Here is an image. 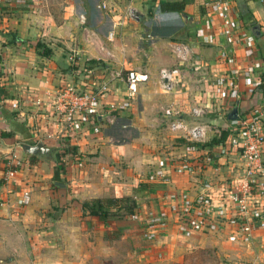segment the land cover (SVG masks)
Returning <instances> with one entry per match:
<instances>
[{
	"label": "crops",
	"instance_id": "0c3cea01",
	"mask_svg": "<svg viewBox=\"0 0 264 264\" xmlns=\"http://www.w3.org/2000/svg\"><path fill=\"white\" fill-rule=\"evenodd\" d=\"M182 1L183 12L161 13V3ZM232 7L239 29L223 37L208 22V0H0V100L8 103L10 113L4 119L0 116V131L12 134L0 137V155L9 153L15 165L22 154L27 162L19 170L15 165L16 175L8 181L0 170V264H125L122 257L131 253L146 264L173 263L180 260L174 255L176 246L188 248L202 238V233L179 230L172 217L171 198L181 202L199 193L217 197L224 182L241 175L238 154H221L212 141L223 133L224 141L235 134V120L229 118L234 108L241 116L263 105L244 78L239 80L237 93L224 95L215 83L224 70L246 71L252 79L264 75V9L259 1L243 0H233ZM255 25L260 27L259 36L251 32ZM38 43L51 50L49 57L36 50ZM221 54L227 55L225 62L219 59ZM74 65L90 66L89 89L90 83H102L116 72L123 77L129 71L143 72L149 80L133 98L127 97L125 79L115 80L104 102L119 110L88 119L79 128H64L63 122H55L56 133L42 127L43 139L17 142L36 114L38 119L49 118L51 101L58 102L60 90L86 85L78 80ZM162 70L169 71L171 78L161 80ZM53 90L56 94L50 95ZM197 106L205 107L200 118L191 115ZM169 111L178 112L188 126L204 127L205 137L196 147L182 132L173 133L166 127ZM7 121L10 128L18 129H5ZM19 122L26 123L27 129L15 126ZM29 133L35 134L32 129ZM165 136L174 151L157 154L169 150L163 146ZM60 137L65 144H59ZM38 142L58 149L69 146L71 154L49 165L19 149L22 144ZM59 160L79 164L75 169L67 163L62 166ZM121 161L127 168L118 166ZM197 164L203 165L202 172L186 171L187 166ZM62 167L66 180L60 177ZM52 178V188L40 191ZM143 184L152 190L141 191ZM25 192L30 201L21 211ZM110 197L133 198L137 203L133 215L116 221L113 217L105 221L89 218L88 228L80 222V201ZM67 199L75 202L60 215L54 214ZM39 212L50 217V228L44 219L37 222ZM161 214L168 216L166 230L156 235L145 232L129 244L127 237L133 229L147 230L152 217ZM260 219L253 240L245 243L259 252L252 255L253 264H264V212ZM40 229V235L31 236ZM236 231V225L228 221L220 232L202 235H214L233 249L243 243ZM50 233L55 237H48Z\"/></svg>",
	"mask_w": 264,
	"mask_h": 264
},
{
	"label": "built area",
	"instance_id": "2783aa9c",
	"mask_svg": "<svg viewBox=\"0 0 264 264\" xmlns=\"http://www.w3.org/2000/svg\"><path fill=\"white\" fill-rule=\"evenodd\" d=\"M208 22L213 24L218 34L228 37L239 29L238 14L235 13L230 0L208 1ZM227 55L221 54L220 60H225ZM122 72H116L102 83H93L89 91L79 89L59 91L58 102L54 100L52 106L63 122L64 128H79L91 118H100L120 108L115 104H106L104 98L111 94L113 86L111 82L123 80L125 82L128 98H133L141 84L149 80V76L143 72L129 71L123 77ZM171 73L166 70L160 72L161 80L171 78ZM215 83L222 94L227 92L237 93L238 83L241 78L247 80L249 90H257L260 85L259 77L252 79L246 71L224 70L216 77ZM166 88V87H165ZM205 114L204 106L191 109L194 118H200ZM169 115V114H167ZM168 118V128L173 133L182 132L183 138L189 143H200L205 137V129L200 125L188 126L186 122L175 112ZM235 134L228 140L217 145L221 154L236 152L242 168L239 177L224 182L216 193L217 197L197 194L193 199L174 201L172 211L177 220V226L182 233H215L220 232L228 224V221L237 227L236 236L243 243H250L260 223V217L264 212V104L255 111L241 115L235 120ZM239 165V166H240ZM12 160L6 163L3 176L6 181L16 174ZM202 164L189 165L186 171L192 173L201 172ZM175 200V199H174ZM28 193H23L20 199L21 207L29 204ZM180 204L178 207L177 205ZM3 202H0V207ZM168 216L159 215L147 223L149 235L161 234L166 230Z\"/></svg>",
	"mask_w": 264,
	"mask_h": 264
},
{
	"label": "rangeland",
	"instance_id": "374dc122",
	"mask_svg": "<svg viewBox=\"0 0 264 264\" xmlns=\"http://www.w3.org/2000/svg\"><path fill=\"white\" fill-rule=\"evenodd\" d=\"M180 22H181V20H180ZM71 63H72L71 66H73V64L75 63L74 59L72 60ZM86 63L92 64L90 62H86ZM93 66L96 67L98 65L97 64H92L91 67L93 68ZM88 68L90 69V66H86L85 67V65H84L83 67H78V66H75L74 65V70H76L79 73V76L78 77H80V78L78 80L79 81H82V83H85L86 84V85H81V87L79 89L80 91H89L90 90L88 88L89 87V84H87L89 82V79H87V77L89 76ZM97 80L99 81V79H97ZM90 86L93 87L92 83H90ZM54 92H55L54 90L52 92H50V95L56 94ZM1 101L2 100H0V116L4 119V118H6L5 117V113H7V116L10 113H9L8 109L6 108V105L8 103H4V102H1ZM53 103H54V100L51 101V105H53ZM9 106H11V105H9ZM44 107H45V105H44ZM174 113H175L174 111L173 112L172 111H169L166 114H169L170 116H172L171 118H173V114ZM2 114H4V115H2ZM91 119L92 120H95L96 118H91ZM161 120H162V118H161ZM8 122L9 121L4 122V128L5 129H7L9 127V125H8L9 123ZM47 122H52V124L49 125ZM55 122H59V118H57V114H56V111L54 109V106H52V110L49 113V118L46 117V118L38 119V114H36V116L34 117V119L32 121V125L30 127H28L29 129H27V127L25 125L26 123H21V122L16 123L15 126H17L18 124H21V127H19V128H21L22 131L25 128L27 129V131H26L25 134H22V135L19 136V139L17 140V142L23 143V141H25V139H29V138H32V137H33L34 140H36L37 138L38 139L39 138L40 139H43L44 138L43 136L45 135V132L40 133V129L42 127L46 128V129H51L50 132H52V134L56 133L54 131L55 130V124H54ZM162 122H164V119L162 120ZM167 123L168 122H166V127L168 128V124ZM187 125H189V124H187ZM30 128L32 129V131L35 132V134H32V133L30 134L29 133V130H31ZM9 129L12 131V130H15V129H18V128H13V127L10 128L9 127ZM166 138H167L166 136H165V138H163L164 139V141H163L164 142V145L163 146L165 148L167 146H169V147H167V148H169L168 152L165 151L164 153H162V151H164V150H160V151H156L157 154H163L164 155V154H169V152H173L174 151L173 149H171V147H173V145L170 146L168 144V141L166 140ZM58 142H59V144H61V143L62 144H65L64 137H60L58 139ZM176 144L177 145H181V144H179L178 141H176ZM18 145H16V148H18ZM70 150H71V148L69 146L68 147L62 146V148L61 149L59 148L58 151L56 152V156L59 157V159H60V157H62L64 159V157H66L65 155H70V154H68V152H70ZM177 151H179V150H177ZM8 154L9 153H6V154L4 153V154H1L0 155V170H2V171L5 169L6 163L11 160V157H9L10 154L9 155ZM19 154H20V150H19ZM21 156H22V154H20V159H18V162L19 163L18 164L15 163V165H17L16 167L18 168V170L21 168V166H22L21 164H26L27 163L23 159L24 157L22 158ZM105 162L108 163L109 166H110V164H111L110 163L111 162L110 159H107V161H105ZM121 162L122 163H120L118 166H121V164L122 165L124 164V161H121ZM59 163L62 166H63L64 163H65L64 165H66L67 160H65V162L62 161V160H59ZM78 164H77V162H74V164L73 163L72 164L71 163H67L68 166L75 165L74 166L75 169H76V165H78ZM124 166L127 168L128 165L127 164L126 165L124 164ZM62 170L63 171H62V173H60V177L66 180V177H65L66 170L64 168ZM202 171H203V169H202ZM62 174L64 175V177H62ZM52 181H53V178L50 179V180H48L47 185L44 186L43 189H41L40 191H43L44 192V190H50V188H52ZM149 186L150 185L143 184V185L140 186V190L141 191H151L152 188H150ZM153 199H154V197H152L151 200L145 199V202L148 203V202L152 201ZM174 199L175 198H171V200H172L171 202L174 203V201H175ZM76 201H78V200H76ZM85 201H87V200H82L78 204L76 203L79 206L78 208L81 209V211H82V204ZM74 202H75V200L73 201L72 199H70V200L67 199L64 204H62L61 206L55 208L54 214L57 215L59 213L60 214L63 213V211L65 209H67V208L69 209V207H70L69 205H72V203H74ZM177 202H179V200H177ZM177 206L179 207L180 204H178ZM20 208H21V211H23L25 209V207L24 208L23 207H20ZM43 214H46V212H39L38 213L37 222H39L40 219H44V222L47 223L46 228H50L48 226V224L51 223L50 217L48 218L47 216H43ZM125 215H126L125 214V211H120L118 213V215L116 217H113L112 219L116 221L118 218H120L121 216H125ZM150 217H152V215L151 216H148V218H150ZM172 217L176 218L174 215H172ZM88 219H89L88 216L81 215L80 222H82V221L85 222L86 225H87V228L90 225V223H89L90 221ZM95 219H97L96 221H99L98 218H95ZM112 219L110 218V220H112ZM95 226L97 227V225H95ZM129 227H131V229H132V226L131 225H129ZM40 232H41V229L40 230H35V232H33V234H35V235H31V236L40 235ZM145 232L147 234V231L146 230H143L142 232H140L139 230H134L133 229L132 232H131V234H129L128 237H127L128 240H129V244L132 242V239H135L136 237L137 238L143 237L144 234H145ZM141 233H143V234H141ZM202 234H200V237H202V238H200V240L197 241V243H194V245H192V246H190L188 248L184 247L183 245L181 247H179V246L177 247L176 246V248L174 249V255H176V257H178L180 259L178 262H173V263H159V264H253V256L254 255L255 256H258V253H259L258 250L255 251L253 249V246L252 245H247L245 243L244 244L243 243L242 244L239 243V244H237V247H235L233 249H230L229 248L230 246L226 245L225 243H222V241L221 240H218V238H216V237L213 238L212 236H214V235H210V234L202 235ZM83 235H84V237L86 236L85 233H83ZM111 235H112V233H111ZM48 237H55V236H51V233H50L48 235ZM167 258H169V257H167ZM122 259L125 260L124 261L125 264H146L145 262L142 261V259H139V257L137 258V256L134 255L133 253L129 254L128 257L125 254V258L122 257ZM155 264H158V263H155Z\"/></svg>",
	"mask_w": 264,
	"mask_h": 264
},
{
	"label": "trees",
	"instance_id": "16d2710c",
	"mask_svg": "<svg viewBox=\"0 0 264 264\" xmlns=\"http://www.w3.org/2000/svg\"><path fill=\"white\" fill-rule=\"evenodd\" d=\"M233 2V0H230ZM243 1H259L264 9V0H243ZM185 8V3L182 2H165L160 4L161 12H183ZM36 50L40 51V54L44 57H49L51 55V50L46 48L44 45L37 44ZM91 63V62H90ZM94 64V63H92ZM3 93V92H2ZM253 93L258 96V98L264 104V75L260 76V85L257 90H253ZM11 132L8 131H0L1 138H10ZM225 133L214 141L217 146L219 143L224 141ZM71 154V151L68 152ZM137 204L133 198L130 197H110V198H97L89 201H85L82 204V215L88 216L89 218H98L101 221H105L112 217H116L120 211H125L126 215H133Z\"/></svg>",
	"mask_w": 264,
	"mask_h": 264
},
{
	"label": "water",
	"instance_id": "95a60500",
	"mask_svg": "<svg viewBox=\"0 0 264 264\" xmlns=\"http://www.w3.org/2000/svg\"><path fill=\"white\" fill-rule=\"evenodd\" d=\"M181 17L187 21L188 18L185 14H181ZM251 32L254 36H259L260 35V27L259 25H255L251 28ZM237 108H234L229 115V118L231 120H237ZM21 151L24 154H27L29 156H33L36 158H39L43 160L46 164H53L57 163V156L56 152L58 151V148H53V147H48L46 146L43 142H38L35 145L31 144H22L20 146ZM55 185L61 188H65L66 186L64 184L55 182Z\"/></svg>",
	"mask_w": 264,
	"mask_h": 264
}]
</instances>
